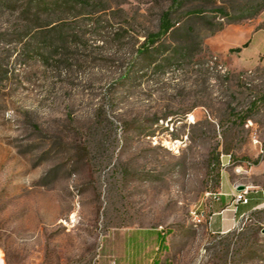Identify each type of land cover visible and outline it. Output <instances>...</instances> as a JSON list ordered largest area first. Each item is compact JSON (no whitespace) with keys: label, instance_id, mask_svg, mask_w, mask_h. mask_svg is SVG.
Wrapping results in <instances>:
<instances>
[{"label":"rangeland","instance_id":"374dc122","mask_svg":"<svg viewBox=\"0 0 264 264\" xmlns=\"http://www.w3.org/2000/svg\"><path fill=\"white\" fill-rule=\"evenodd\" d=\"M172 1L0 0L1 264H264V0Z\"/></svg>","mask_w":264,"mask_h":264},{"label":"trees","instance_id":"16d2710c","mask_svg":"<svg viewBox=\"0 0 264 264\" xmlns=\"http://www.w3.org/2000/svg\"><path fill=\"white\" fill-rule=\"evenodd\" d=\"M33 2H36V5H40V0H31ZM85 0H55V4H62L66 5L71 2L77 3V2H84ZM184 0H173L171 7L166 10L161 17L159 28L156 32H151L149 33L144 41L140 44L139 46V51L141 54H148L151 53L152 50L156 47L155 45L161 40L174 26V22L172 19V12L174 11V8L178 10L179 7L182 6ZM249 42L244 43L243 47L247 46ZM241 47H237L232 49L233 51H240ZM218 161V160H217ZM253 193H247L249 202L245 205H248L252 199ZM254 198V197H253ZM255 199L257 202L252 205V207H255L261 203L263 200L261 195H255ZM253 199V200H255ZM252 202V201H251ZM239 212V206L237 208L236 214ZM138 240L135 241L134 245L135 248H138L140 244L137 242ZM155 243H156V248L157 249H166V235L164 232L157 231L155 233Z\"/></svg>","mask_w":264,"mask_h":264},{"label":"built area","instance_id":"2783aa9c","mask_svg":"<svg viewBox=\"0 0 264 264\" xmlns=\"http://www.w3.org/2000/svg\"><path fill=\"white\" fill-rule=\"evenodd\" d=\"M248 191L247 190H237L236 193H234V197H235V212L237 211V208L240 204H247L249 202L248 196H247ZM219 199V198H218ZM204 212L196 213L195 212V219L200 221V217L203 216Z\"/></svg>","mask_w":264,"mask_h":264},{"label":"crops","instance_id":"0c3cea01","mask_svg":"<svg viewBox=\"0 0 264 264\" xmlns=\"http://www.w3.org/2000/svg\"><path fill=\"white\" fill-rule=\"evenodd\" d=\"M263 29H264V28H260L257 32H258V33H259V32H262ZM246 31H247L246 29L241 30V31L239 32V36L242 35V34H245ZM257 32L254 33V35H253V37H252V41L254 40L255 36L257 35ZM245 36H246V34H245ZM223 200L226 201V197L223 198ZM252 200H253V197H252L251 201H252ZM251 201H250V203H249L248 205L240 204V205H239V212H238L237 214H239V215L241 216L242 214H244V213H246V212L252 210L254 207H251V208L248 207V206L252 203ZM255 207H256V206H255ZM235 216H236V215H235Z\"/></svg>","mask_w":264,"mask_h":264},{"label":"water","instance_id":"95a60500","mask_svg":"<svg viewBox=\"0 0 264 264\" xmlns=\"http://www.w3.org/2000/svg\"><path fill=\"white\" fill-rule=\"evenodd\" d=\"M244 189H245V186H243V185H241V186L238 187V190H240V191H242Z\"/></svg>","mask_w":264,"mask_h":264},{"label":"bare ground","instance_id":"6f19581e","mask_svg":"<svg viewBox=\"0 0 264 264\" xmlns=\"http://www.w3.org/2000/svg\"><path fill=\"white\" fill-rule=\"evenodd\" d=\"M0 264H1V262H0Z\"/></svg>","mask_w":264,"mask_h":264}]
</instances>
